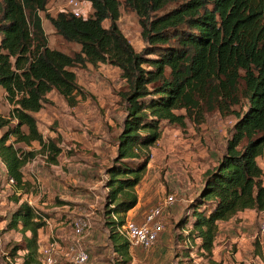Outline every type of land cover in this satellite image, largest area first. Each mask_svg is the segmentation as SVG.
I'll return each mask as SVG.
<instances>
[{"label": "trees", "instance_id": "obj_1", "mask_svg": "<svg viewBox=\"0 0 264 264\" xmlns=\"http://www.w3.org/2000/svg\"><path fill=\"white\" fill-rule=\"evenodd\" d=\"M88 1L87 16L65 9L45 14L55 33L79 45L65 53L49 46L42 26L40 12L48 0H0V88L12 106L7 116L0 114V162L13 180V193L26 184L22 167L28 161L43 152L56 163L61 152L56 141H45L34 116L48 102L47 94L55 90L76 105L84 91L73 68L106 63L121 70L125 88L119 94L127 113L104 182L102 216L120 257L115 264L128 262L129 245L116 225L137 204L135 188L147 168L149 147L160 137L161 121L183 126L185 117L218 112L236 117L230 138L216 165L204 172L190 203L192 221L188 215L177 224L211 255L219 222L247 209L264 213L263 170L257 162L264 158V0H123L124 9L138 17L140 51L117 25L119 0ZM180 109L184 114L175 113ZM32 142L39 149L15 145ZM43 217L23 201L2 230L22 231L9 251L12 257L24 252L21 264H39Z\"/></svg>", "mask_w": 264, "mask_h": 264}, {"label": "rangeland", "instance_id": "obj_2", "mask_svg": "<svg viewBox=\"0 0 264 264\" xmlns=\"http://www.w3.org/2000/svg\"><path fill=\"white\" fill-rule=\"evenodd\" d=\"M78 1L79 5L72 7L69 0H48L46 11L40 12L51 48L65 53L79 50L77 43L66 41L55 33L45 16H54L64 9L77 11L82 16L91 13L88 0ZM122 1L119 0L117 25L134 50L140 51L144 42L138 17L134 12L125 10ZM103 25L108 26V21L104 20ZM73 71L77 84L84 91L83 95L76 96L77 104L68 105L60 94L52 90L47 94L48 102L34 113L45 141L54 140L61 148L57 162L49 163L47 154L43 152L28 161L22 167L26 184L18 194L13 193V187L0 163V222L5 227L20 198L22 202H27L37 194L38 200L44 202L37 209L44 216L55 219V222H59L61 215L72 218L86 216L93 226L88 233L96 232L100 236L98 244L108 257L105 264H115L120 257L113 250L102 213L108 192L104 186L107 177L105 170L116 158L117 136L122 131L127 114L125 102L119 94L125 88V82L121 70L106 63L94 66L85 64L74 67ZM11 107L0 88V114L7 116ZM184 112L183 109L175 110L177 114ZM235 121L233 114L221 115L218 112L196 119L185 117L183 126L161 121L160 137L149 147V162L135 190L142 216L165 196L172 195L174 201L162 209L160 221L163 229L153 246L148 249L129 247L126 264H264V236L260 235L264 213L247 209L237 212L228 221L219 222L211 255L199 250L196 245L198 240L192 242L185 237L187 229L183 230L177 225L188 215V222L192 221L190 203L202 186V170L216 165ZM15 145L26 151L39 149L37 142ZM257 162L262 167L264 181V158L258 157ZM92 174L93 180L99 181L93 190L87 185V178ZM56 180L64 184V199L59 198L53 188ZM60 202L65 203L59 205ZM70 210L73 212L69 213ZM128 217L136 221L134 217ZM1 231L0 235L3 233ZM16 231L22 233L20 229ZM17 236L20 238V235ZM12 240L1 245L8 255L15 243ZM256 241L258 250L255 249Z\"/></svg>", "mask_w": 264, "mask_h": 264}, {"label": "built area", "instance_id": "obj_3", "mask_svg": "<svg viewBox=\"0 0 264 264\" xmlns=\"http://www.w3.org/2000/svg\"><path fill=\"white\" fill-rule=\"evenodd\" d=\"M72 7L79 5L78 0H69ZM76 16L80 14L73 11ZM10 184L13 180L8 178ZM174 201L172 195L165 196L159 204L151 208L144 215L143 221L138 223L125 216L122 223L116 225L117 233L128 243L129 247L139 246L148 249L156 241L163 225L160 221L162 209ZM31 205V204H29ZM32 206V205H31ZM112 219L117 220L112 214ZM44 225L41 228H48V239L44 245H39V264H87L89 260L88 251L79 242V237L87 234L92 228L91 221L85 217H73L69 220L73 239H64L54 234L55 221L48 217H43ZM260 235L264 236V220L260 223ZM4 260L8 264H21L16 257L8 255L0 248Z\"/></svg>", "mask_w": 264, "mask_h": 264}, {"label": "crops", "instance_id": "obj_4", "mask_svg": "<svg viewBox=\"0 0 264 264\" xmlns=\"http://www.w3.org/2000/svg\"><path fill=\"white\" fill-rule=\"evenodd\" d=\"M1 163V162H0ZM2 164V163H1ZM4 171H5V167L2 164ZM262 168V167H261ZM197 169V167H196ZM207 170V169H206ZM205 169L202 170V173L204 174V172L206 171ZM202 178V176H201ZM87 180H89L87 182V185L89 186L90 189H94L98 186L99 181L97 180H93V174L92 176H88ZM59 180H56L53 182V188L55 191L58 192L59 198L64 199L65 197V190L63 189L64 184H61L58 182ZM203 181V180H202ZM202 181L200 183V186L202 185ZM50 189V186H49ZM51 190V189H50ZM22 191H16L15 193H21ZM38 195L34 194V196H32L31 198H29V200L27 201L28 204H31L34 207H38L39 204H43L44 202H40L38 200ZM22 202V198H20L18 200V203ZM59 205L63 204L62 202L58 203ZM55 204V205H58ZM54 205V206H55ZM139 201H137V204L127 212L126 216H130V217H134L136 221H138V223L143 221L144 216H142V212H140L139 209ZM58 206H55V208H57ZM73 212V210H70L69 213ZM72 217L70 215H61L60 216V220L59 222H55V229H54V234L60 238H64V239H73V234H72V230L71 227L69 226V220ZM52 220L55 221V219L51 218ZM132 219V218H131ZM135 221V222H136ZM3 223L2 221L0 222V231L1 229L3 230ZM93 228V226H92ZM108 228V227H107ZM96 229V228H95ZM3 232L0 235V248L1 245L4 243H8L10 242V240L13 238L14 242H19L22 238L21 236V232L16 231L15 229L13 230H9V231H1ZM25 234L27 236H29V231H26ZM48 234H49V230L48 228H40L38 230V242L39 245H44L48 239ZM20 235V238L17 236ZM79 242L81 243V245L88 251L89 254V260L87 264H105V261H107L108 257H105V251L101 250V246L98 244L99 240H100V236L95 232V233H87L82 237H79ZM12 240V241H13ZM3 249V248H2ZM23 251L17 252L16 257L18 258V260L21 261V256L23 255ZM108 263V262H107ZM0 264H8L5 260L4 257L2 256L1 252H0ZM109 264V263H108Z\"/></svg>", "mask_w": 264, "mask_h": 264}]
</instances>
